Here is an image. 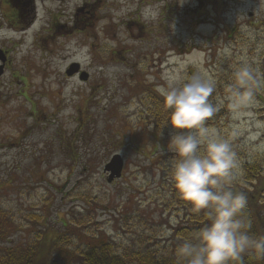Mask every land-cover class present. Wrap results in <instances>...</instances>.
Here are the masks:
<instances>
[{"label":"rangeland","instance_id":"374dc122","mask_svg":"<svg viewBox=\"0 0 264 264\" xmlns=\"http://www.w3.org/2000/svg\"><path fill=\"white\" fill-rule=\"evenodd\" d=\"M0 50V207L16 226L6 247L46 229L62 237L76 219L120 250L166 243L185 215L172 196V132L156 141L139 100L170 80L213 83L217 111L205 126L236 154L231 187L249 186L243 166L258 164L264 188V0H0ZM72 64L79 72L68 77ZM114 154L124 169L107 184Z\"/></svg>","mask_w":264,"mask_h":264},{"label":"clouds","instance_id":"9594fccd","mask_svg":"<svg viewBox=\"0 0 264 264\" xmlns=\"http://www.w3.org/2000/svg\"><path fill=\"white\" fill-rule=\"evenodd\" d=\"M235 75L241 87L252 79L247 68ZM159 91L170 109L167 126L172 134L167 148L172 154V187L190 210H203L207 216L205 226L176 248L177 264H242L245 255L264 260V237L250 233L251 225L243 214L246 196L231 187L238 178L236 154L227 139L205 126L217 111L208 99L213 83L194 75L183 83L170 80ZM229 91L239 99L238 90Z\"/></svg>","mask_w":264,"mask_h":264},{"label":"trees","instance_id":"16d2710c","mask_svg":"<svg viewBox=\"0 0 264 264\" xmlns=\"http://www.w3.org/2000/svg\"><path fill=\"white\" fill-rule=\"evenodd\" d=\"M263 67V66H262ZM142 111L140 116L145 130L160 141L167 136V121L170 109L164 105L161 95L155 91H148L139 100ZM167 154L157 157V161L166 160ZM163 162V161H162ZM165 163V162H164ZM243 180L247 187L232 188L246 196V206L243 210L251 227L250 233L255 237H264V188H258L256 183L261 175V166L258 164H245L243 166ZM173 198L184 210V218L170 227L169 239L161 246L155 237L150 244L137 247H116V244L105 234L88 236L85 232V224L76 219V223H70L63 236L53 238L49 230L40 231L36 240L25 246L16 248L6 247L3 243L10 234L16 230L10 213L0 207V264H177L175 250L185 237L194 235L207 223V216L202 210L193 212L176 195L173 190ZM92 209V206H91ZM75 216V211H70ZM70 235L77 243L83 244V248L64 245ZM61 243V244H60ZM242 264H264V260L257 255H245Z\"/></svg>","mask_w":264,"mask_h":264},{"label":"water","instance_id":"95a60500","mask_svg":"<svg viewBox=\"0 0 264 264\" xmlns=\"http://www.w3.org/2000/svg\"><path fill=\"white\" fill-rule=\"evenodd\" d=\"M6 63V57L4 53L0 50V77L4 73V65ZM79 67L76 64H72L69 69L66 71L68 77H72L75 74H78ZM78 79L81 82H86L88 75L84 72L79 73ZM124 167V161L119 154H114L111 156L109 161L103 166L102 172L106 174V183L111 184L115 180H119L122 175V170Z\"/></svg>","mask_w":264,"mask_h":264},{"label":"flooded vegetation","instance_id":"af4514ba","mask_svg":"<svg viewBox=\"0 0 264 264\" xmlns=\"http://www.w3.org/2000/svg\"><path fill=\"white\" fill-rule=\"evenodd\" d=\"M250 16H251V14L248 15V17H250Z\"/></svg>","mask_w":264,"mask_h":264}]
</instances>
